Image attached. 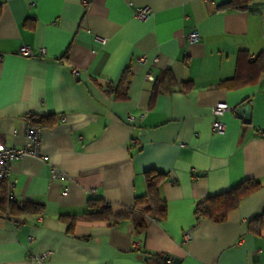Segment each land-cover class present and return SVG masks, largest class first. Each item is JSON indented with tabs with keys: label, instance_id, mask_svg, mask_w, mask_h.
<instances>
[{
	"label": "crops",
	"instance_id": "1",
	"mask_svg": "<svg viewBox=\"0 0 264 264\" xmlns=\"http://www.w3.org/2000/svg\"><path fill=\"white\" fill-rule=\"evenodd\" d=\"M143 8L150 16L141 20L134 13ZM25 45L35 57L19 52ZM0 54L7 144L27 142L28 117H55L41 127L40 156L13 162L15 199L38 211H0V264H167L159 255L179 264H264V236L247 229L264 208V0H0ZM240 55L249 63L223 84ZM166 70L176 83L155 92ZM243 102L250 124L237 116ZM218 103L234 108L214 133ZM149 169L167 175L159 184L164 220L152 218L137 236L130 219L84 218L92 197L117 213L131 207ZM245 179L262 185L225 222H197L198 201ZM2 197L9 200L6 182ZM43 252L42 263L31 260Z\"/></svg>",
	"mask_w": 264,
	"mask_h": 264
},
{
	"label": "trees",
	"instance_id": "2",
	"mask_svg": "<svg viewBox=\"0 0 264 264\" xmlns=\"http://www.w3.org/2000/svg\"><path fill=\"white\" fill-rule=\"evenodd\" d=\"M245 55L238 57L239 65L236 75L230 80L223 82L225 85H232L238 79V73L240 63L242 61L249 63L245 59ZM254 65V64H251ZM262 68V65L256 63L255 66L250 67V71L257 74L258 69ZM254 69V70H253ZM256 77V76H253ZM126 78V77H125ZM126 80V79H125ZM176 81L173 75L169 71L162 72L157 79H155V92L167 91L175 85ZM187 84V85H186ZM185 86L191 85V82L185 83ZM106 90L112 91L110 84L106 86ZM123 95V93H120ZM29 122L33 125L42 127L43 125L51 124L55 121L53 114L48 116H30ZM145 181V193L142 195H136L134 203L127 210L122 212H114L112 205L103 198L92 197L87 201V209L83 216L89 221H109L111 224H117L120 220L130 219L134 232L137 236L144 235L149 227L150 220L152 218L157 220H164L167 217V205L164 199L161 198L159 193V184L167 176L165 173L155 169L146 170L144 173ZM262 183L256 179H245L233 188L217 193L207 198L200 200L195 206V216L197 222L201 219H210L216 223H222L227 220L229 212L239 206L241 201L257 191L261 187ZM38 211V208L31 206L30 204H24L18 206L16 202L7 200L6 197H2L0 200V211L2 216L9 217L12 214H21L25 211ZM77 221V217H71L68 220V231L72 232ZM247 229L249 232L255 235L264 236V208L261 212L251 217L247 221ZM167 255H159L158 261L164 262V257Z\"/></svg>",
	"mask_w": 264,
	"mask_h": 264
},
{
	"label": "built area",
	"instance_id": "3",
	"mask_svg": "<svg viewBox=\"0 0 264 264\" xmlns=\"http://www.w3.org/2000/svg\"><path fill=\"white\" fill-rule=\"evenodd\" d=\"M135 17L143 20L150 16V11L148 8H143L135 11ZM189 40L196 41L199 38V33L197 31H193L188 35ZM19 52L26 57H35V53L32 48L28 45L22 46L19 49ZM47 51L45 48L38 49L37 55L40 57H44ZM3 59V55L0 54V62ZM141 62H144V58H140ZM72 74L77 76L79 71L77 69H72ZM149 79H153L152 75H148ZM234 107H230L227 103H218L214 105L212 109V113L215 117V120L212 124V131L214 133H221L225 130L226 124L223 121V116L227 111L233 110ZM27 133V142L22 146L8 145L6 142L5 135L0 130V182H6L7 184V195L10 201L16 202L18 206H23V202H19L14 197L13 192V184L9 183V176L12 170L13 162L24 159L25 157H39V141H40V132L41 127L31 124L27 122L26 126ZM16 131H14L15 133ZM262 136L264 137V131L262 132ZM55 172V170L53 171ZM56 174V173H55ZM54 174V175H55ZM67 194L65 190L63 192ZM191 240L190 232L185 234V242H189ZM48 253L43 252L38 255L31 257L32 261L42 263L47 257Z\"/></svg>",
	"mask_w": 264,
	"mask_h": 264
},
{
	"label": "water",
	"instance_id": "4",
	"mask_svg": "<svg viewBox=\"0 0 264 264\" xmlns=\"http://www.w3.org/2000/svg\"><path fill=\"white\" fill-rule=\"evenodd\" d=\"M237 108V116L238 118L242 119L245 124L251 123V116L252 111L249 109V105L247 102H243L241 106L236 107ZM164 261L167 264H179L181 259L180 258H170L169 256L164 257Z\"/></svg>",
	"mask_w": 264,
	"mask_h": 264
}]
</instances>
